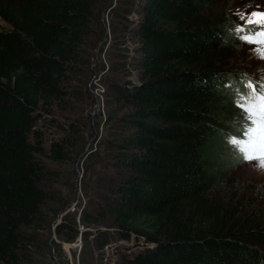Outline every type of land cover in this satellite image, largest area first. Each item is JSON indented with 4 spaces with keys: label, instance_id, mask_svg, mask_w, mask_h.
<instances>
[{
    "label": "trees",
    "instance_id": "obj_1",
    "mask_svg": "<svg viewBox=\"0 0 264 264\" xmlns=\"http://www.w3.org/2000/svg\"><path fill=\"white\" fill-rule=\"evenodd\" d=\"M212 1H129L139 18L122 29L134 44L132 62L123 65L137 80L109 88L124 109L112 117L106 143L115 175L95 208L80 212L83 227L109 229L80 233L90 248L78 264H264V204L251 207L216 186L230 161L218 145L237 141L238 131L223 115L249 89L244 81L231 86L234 75L214 73L221 69L215 54L249 32L230 35L229 21L203 16ZM99 4L0 0V264H33L30 248L41 232L46 247L59 249L48 239L57 213L49 205L67 204L45 185L44 160H68V146L61 139L46 147L36 124L69 99ZM54 233L66 243L77 235L64 216Z\"/></svg>",
    "mask_w": 264,
    "mask_h": 264
},
{
    "label": "rangeland",
    "instance_id": "obj_2",
    "mask_svg": "<svg viewBox=\"0 0 264 264\" xmlns=\"http://www.w3.org/2000/svg\"><path fill=\"white\" fill-rule=\"evenodd\" d=\"M129 1L99 0L94 31L87 41V55L80 65L82 74L72 83L66 103L50 115L45 114V124L41 121L36 124V129L43 135L45 146L50 141L63 139L67 142L69 157L61 163L44 160L50 171L45 185L50 186L53 196L67 205L50 203L49 207L57 213L52 212L50 215L52 219L48 225V239L58 245L59 249H51L48 245L46 247V233H39L40 236L36 237L30 248L33 264H78L81 253L87 255L90 248V241L81 239L80 233L87 230L90 232L94 228L109 229L107 223L83 227L80 223V212H90L95 208L93 203L105 189L103 183L108 176L115 175L109 166L111 162L106 143L113 139L112 117L120 116L124 109L111 99L109 88L113 84H135L137 80L136 72L123 65L124 61L132 62L134 44L127 31L123 34L122 29L130 28L139 18L136 6H131ZM253 11H264V0H213L209 9L203 11V16L229 21L227 32L230 34L232 30L245 24L241 15L247 18ZM215 57V63L221 64V69L214 73L234 75L236 82L231 86L240 81L245 84L249 81L257 85L264 83V43L232 41L227 48L216 52ZM214 86L224 91L226 87L231 88L224 82H218ZM230 92L235 97L238 91L231 88ZM229 102L235 101L231 99ZM223 117L228 124L238 128L233 135L239 143L249 124L247 113L240 107L230 106V110ZM69 125H74L75 134H72ZM232 142L218 145L219 154L224 159L228 158L231 163L228 162L222 170L216 186L229 197L241 200V203L250 201L251 207L263 205L264 167L261 164L264 163V157L245 159L241 151L233 152L230 149ZM63 216L74 222L77 231L76 238L70 243L63 242L54 235L55 226ZM103 253L107 258L115 257L109 249H104Z\"/></svg>",
    "mask_w": 264,
    "mask_h": 264
},
{
    "label": "snow or ice",
    "instance_id": "obj_3",
    "mask_svg": "<svg viewBox=\"0 0 264 264\" xmlns=\"http://www.w3.org/2000/svg\"><path fill=\"white\" fill-rule=\"evenodd\" d=\"M241 19L245 21V24L237 27L238 33H243L247 25L255 24L259 26L256 35L264 37V11H253L247 15V18L242 14ZM242 39L250 43H264V40L253 39L252 32L243 35ZM246 87L249 92L240 98L239 106L246 111L249 124L239 143L236 141L233 143L244 154V158L250 160L257 156L264 157V83L256 85L249 81ZM261 167H264V163Z\"/></svg>",
    "mask_w": 264,
    "mask_h": 264
},
{
    "label": "water",
    "instance_id": "obj_4",
    "mask_svg": "<svg viewBox=\"0 0 264 264\" xmlns=\"http://www.w3.org/2000/svg\"><path fill=\"white\" fill-rule=\"evenodd\" d=\"M56 225V224H55Z\"/></svg>",
    "mask_w": 264,
    "mask_h": 264
}]
</instances>
